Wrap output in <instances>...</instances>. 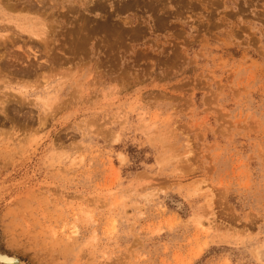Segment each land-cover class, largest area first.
I'll return each mask as SVG.
<instances>
[{"label":"rangeland","instance_id":"obj_1","mask_svg":"<svg viewBox=\"0 0 264 264\" xmlns=\"http://www.w3.org/2000/svg\"><path fill=\"white\" fill-rule=\"evenodd\" d=\"M0 250L264 264V0H0Z\"/></svg>","mask_w":264,"mask_h":264},{"label":"bare ground","instance_id":"obj_2","mask_svg":"<svg viewBox=\"0 0 264 264\" xmlns=\"http://www.w3.org/2000/svg\"><path fill=\"white\" fill-rule=\"evenodd\" d=\"M73 232H74V230H73ZM2 254H4V255H2ZM17 258H19V257L16 254H8V253L0 250V264H6V263L17 264L18 263Z\"/></svg>","mask_w":264,"mask_h":264},{"label":"water","instance_id":"obj_3","mask_svg":"<svg viewBox=\"0 0 264 264\" xmlns=\"http://www.w3.org/2000/svg\"><path fill=\"white\" fill-rule=\"evenodd\" d=\"M2 255H4V254H2ZM17 259H18V263L17 264H25L20 258H17ZM6 264H9V263H6Z\"/></svg>","mask_w":264,"mask_h":264}]
</instances>
